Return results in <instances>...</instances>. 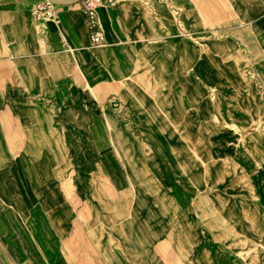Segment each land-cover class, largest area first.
<instances>
[{"label": "crops", "instance_id": "1", "mask_svg": "<svg viewBox=\"0 0 264 264\" xmlns=\"http://www.w3.org/2000/svg\"><path fill=\"white\" fill-rule=\"evenodd\" d=\"M42 1L0 0V207L42 223L21 235L0 212V264H242L190 210L179 159L198 160L179 155L177 137L194 141L197 121L223 125L216 102L226 121L255 125L259 87L249 84L251 110L241 82L264 79L253 65L264 57V0H117L98 6V46L82 0L57 6L47 31L34 14Z\"/></svg>", "mask_w": 264, "mask_h": 264}, {"label": "rangeland", "instance_id": "2", "mask_svg": "<svg viewBox=\"0 0 264 264\" xmlns=\"http://www.w3.org/2000/svg\"><path fill=\"white\" fill-rule=\"evenodd\" d=\"M49 21L50 20L47 18L40 21L45 31L48 30L47 23ZM190 38L204 40L209 37L207 35H191ZM224 38L226 37L224 36ZM246 55L251 57L249 51L246 52ZM259 59L263 60L264 57L260 56ZM261 60L258 64L256 62V64L253 63V65L261 66L260 63L264 65V62H261ZM249 64H246V74L249 73ZM201 81H203L206 86H211L210 89L214 91L213 85L216 79H205ZM232 81L234 82V80ZM251 83H254V85ZM249 84H251L253 88L259 87V89H257L260 91L257 98L259 101V113L257 109L252 110L250 105L248 97V91L250 88ZM106 85L108 84L100 85L101 88L103 87L101 89L102 92L105 91L104 88H106ZM118 85H123V82ZM241 87V90H243L241 100H243L244 105L248 106V108L252 110V118L256 119L255 125L250 128L248 127L242 129L237 124L226 121L221 115V112L217 110L215 106V116L218 115V119L222 120L223 125H221L219 121L213 122L206 120L202 123H197L199 121L194 122L192 124V129H194L195 132L192 136L194 141L187 142L186 140L181 139V137H177V147L180 156L190 152V149L194 150L199 156H201L200 159L208 163V167L211 171L215 172L214 174L209 175L208 170V172H205L206 174L204 175V172L201 169L202 166L197 165V162H195L193 157L190 159H179L180 166H188L190 168V210H194L195 212L197 210L199 217H203L202 221L207 222L203 223V226H208V223H210L211 229L220 231L225 236L222 240L232 251H238L239 257L243 259L242 264H263L264 126L262 122L260 124L258 123L257 117L259 119L260 114L264 116V79L260 76H257L256 79L243 78ZM101 97L102 95H100V100ZM170 98L171 96L168 95L162 96L164 103H169ZM206 98L210 99V95H207ZM247 100L249 104L247 103ZM196 107L197 106H195V108ZM105 112L106 111L104 110V113ZM191 112L193 111H190V113ZM225 129L228 132H233L235 137L231 136V134L226 132ZM218 135L224 136L225 141L222 143L214 142L213 139ZM210 139H212L213 142H210ZM224 147L227 148V155L225 154L224 156V154H222L224 161L221 158H215L220 155V150ZM230 148L232 149L231 152ZM237 153H239L238 157L241 158L238 159L239 161L246 159L250 161V164L256 169L246 168L245 166L248 164L246 161L237 163V160L232 158L234 155L236 157ZM206 163H204V165H206ZM222 166L226 167L224 169V175L217 172V170H219ZM201 171L204 178L206 175H209L207 182V179H205V181H201L203 179V177L201 178L199 175ZM211 200H213L215 204H213ZM217 203L223 204L224 206H218L216 205ZM237 204H242V206H236ZM53 209L54 208H52V210ZM23 210V208L0 207V212L4 214L7 219L11 220V216H14L15 221H10L8 225L14 226L15 230H18L21 235H26L25 230L28 232H31L30 230H32L34 236H38L42 223L40 226L37 225V227H35L34 224L35 229L28 224H23L24 218H22L21 215L26 214ZM220 216H224L225 219L223 218L222 220ZM16 218H18V222L16 221ZM8 225L4 221L0 220L1 231L8 233ZM256 231L258 234L255 233ZM37 241L38 240H36V242Z\"/></svg>", "mask_w": 264, "mask_h": 264}, {"label": "built area", "instance_id": "3", "mask_svg": "<svg viewBox=\"0 0 264 264\" xmlns=\"http://www.w3.org/2000/svg\"><path fill=\"white\" fill-rule=\"evenodd\" d=\"M82 2L90 22V40L96 46L102 45L105 43V35L99 23L97 8L98 6H114L117 3V0H82ZM34 14L38 21H41L44 18L52 21L58 19L56 8H54L52 3L47 0L36 5ZM40 30L43 34L42 26H40ZM42 41L45 42V39L43 38Z\"/></svg>", "mask_w": 264, "mask_h": 264}, {"label": "bare ground", "instance_id": "4", "mask_svg": "<svg viewBox=\"0 0 264 264\" xmlns=\"http://www.w3.org/2000/svg\"><path fill=\"white\" fill-rule=\"evenodd\" d=\"M47 1H49V0H47ZM52 5L54 6V8H57V6H60V5H56V4H53L52 3ZM56 5V6H55ZM98 9V8H97ZM50 21H52V20H50ZM53 22H55V21H53ZM231 71V70H230ZM245 99V98H244ZM215 106H216V109L217 110H219L220 111V106L218 105V103L216 102V104H215ZM168 115V114H167ZM216 118H218V115H216L215 116ZM243 139H245V138H243ZM231 148H230V152H231ZM195 154H196V156H197V160L199 161V164L200 163H202V164H204L205 162L202 160V159H200V157H199V155L195 152ZM198 161H195V162H197L198 163ZM207 165V164H206ZM185 168V167H184ZM208 170H209V168H208V165L206 166V169H205V172H208ZM248 218V217H247ZM262 235H263V233H262ZM251 241V240H250ZM256 244V243H255ZM254 244V245H255ZM261 244V243H260ZM256 246V245H255ZM262 247V246H261ZM257 249V248H256Z\"/></svg>", "mask_w": 264, "mask_h": 264}, {"label": "water", "instance_id": "5", "mask_svg": "<svg viewBox=\"0 0 264 264\" xmlns=\"http://www.w3.org/2000/svg\"><path fill=\"white\" fill-rule=\"evenodd\" d=\"M49 1L56 5H71V4H74L78 0H49Z\"/></svg>", "mask_w": 264, "mask_h": 264}]
</instances>
